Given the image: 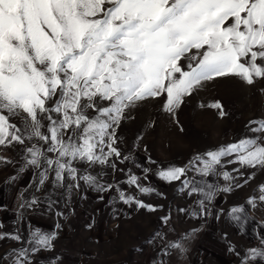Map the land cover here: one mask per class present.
<instances>
[{"label":"snow or ice","instance_id":"obj_1","mask_svg":"<svg viewBox=\"0 0 264 264\" xmlns=\"http://www.w3.org/2000/svg\"><path fill=\"white\" fill-rule=\"evenodd\" d=\"M237 78L248 85L264 78V0H0V146L42 142L23 149L25 167L43 169L40 185L49 181L71 191L83 181L99 192L115 188L101 184L88 169L99 165L123 171L112 158L129 159L117 146V129L130 109L149 98H163V110L174 114L206 82ZM207 107L225 115L219 101ZM246 128L253 135L157 174L168 183L180 181L181 190L190 189L191 195L204 189L195 175L182 180L189 171L232 181L229 171H221L226 164L264 169V119L249 121ZM0 162L9 161L0 156ZM143 171L147 179L150 169ZM140 180L130 174L127 183L142 194L155 191ZM258 190L264 204V185ZM212 195L209 191L198 202L201 212L207 213L205 200ZM119 198L157 210L131 195L125 198L123 191ZM256 199L250 197L248 204L255 206ZM38 203L34 198L21 207ZM244 211L232 208V219L240 220ZM56 236L38 228L30 231L29 247L14 250L10 264H31L32 254L54 248ZM4 239L19 242L23 237L18 229L0 234ZM250 253L264 258V248Z\"/></svg>","mask_w":264,"mask_h":264},{"label":"rangeland","instance_id":"obj_2","mask_svg":"<svg viewBox=\"0 0 264 264\" xmlns=\"http://www.w3.org/2000/svg\"><path fill=\"white\" fill-rule=\"evenodd\" d=\"M216 101L223 105L222 117L219 110L207 107ZM163 103V98L139 102L122 120L117 129V146L122 156L129 159L112 158L122 172L99 165L88 169L98 176L101 184L115 185L113 189L99 192L83 181H78L79 189L71 191L66 186L55 188L49 181L40 185L38 173L43 169L25 167L23 151L32 144L41 147L42 142L35 139L25 146H0V156L9 161L0 162V173H11L18 166L20 169L24 166L27 187L34 190L31 201L34 198L39 201L32 208L43 211L45 217L58 219L64 237L82 234L86 248L96 251L103 264H112L117 252L129 258V264H264L259 256L253 258L250 253L251 249L263 248L253 236L252 220L250 232H246L244 212L239 213L240 220L232 219L230 214L234 207L249 206L252 217L260 223L264 221V204L258 199L259 186L264 185V169L226 164L221 171H229L235 178L232 181L211 174L201 177L189 171L182 180L195 175L198 186L204 189L203 193L191 195L190 189L181 190L180 181L168 183L157 174L169 165H185L198 153L253 135L246 125L249 121L264 119V78H256L252 85L238 78L206 82L193 95L185 97L174 114L165 112ZM145 168L150 169L147 179H143ZM80 170L83 172V166ZM130 174L141 178L144 186L155 191L140 193L136 186L127 183ZM225 186H230L232 191H221ZM120 191L125 193V198L131 195L157 210L139 208L134 201L124 203L119 198ZM209 191L213 195L211 201L205 200L208 211L204 213L198 202ZM250 197H257L255 206L248 204ZM50 201L54 202L51 206ZM181 208L185 211H179ZM161 217L168 220L164 222ZM157 231L161 238L153 239ZM99 233L103 235L102 240L98 239ZM149 239L153 243H148ZM169 244L179 247H168Z\"/></svg>","mask_w":264,"mask_h":264},{"label":"crops","instance_id":"obj_3","mask_svg":"<svg viewBox=\"0 0 264 264\" xmlns=\"http://www.w3.org/2000/svg\"><path fill=\"white\" fill-rule=\"evenodd\" d=\"M26 178L25 171H21L19 166L17 170H13L11 173H0V234H15L19 229L23 237V240L19 242L11 239L0 240V258H3L0 259V264H5V260L10 264L11 256L15 254L14 250L29 247L27 244L29 232L37 228L43 233L56 232L57 236L53 242L54 248L51 250L41 249L31 255V264H103L100 262L96 251L90 252L86 248V241H84L82 234L78 236L79 232H75V237L66 238L63 231L57 228V225L60 226L58 219L45 217L42 214L43 211L32 208V206L21 207L22 204L27 205L31 202V192L34 191L27 187ZM244 215L246 232H250L252 220L253 236L258 241V245L261 244L264 248V243H262L264 240V221L260 223L252 217L249 206L245 207ZM98 239L102 240L103 235L99 233ZM72 246L74 247L72 248ZM258 248L261 249L262 247ZM120 254L117 252L113 256L112 264H129V258L122 257ZM260 259L264 261V258L260 257Z\"/></svg>","mask_w":264,"mask_h":264}]
</instances>
